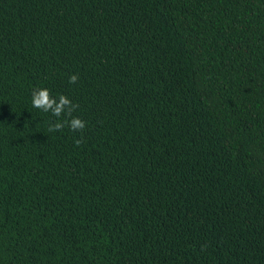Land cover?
<instances>
[{
	"label": "trees",
	"instance_id": "1",
	"mask_svg": "<svg viewBox=\"0 0 264 264\" xmlns=\"http://www.w3.org/2000/svg\"><path fill=\"white\" fill-rule=\"evenodd\" d=\"M0 264H264V0H0Z\"/></svg>",
	"mask_w": 264,
	"mask_h": 264
},
{
	"label": "clouds",
	"instance_id": "2",
	"mask_svg": "<svg viewBox=\"0 0 264 264\" xmlns=\"http://www.w3.org/2000/svg\"><path fill=\"white\" fill-rule=\"evenodd\" d=\"M79 80L78 74H73L69 78V83L76 84ZM32 106L40 109L45 113L50 112L57 117L55 123H51L49 132L61 131L65 126L69 127L73 132H83L86 128V122L73 113L79 108L78 103H73L72 99L66 95L60 94L54 97L47 88L34 89L32 92ZM66 117L64 119H60ZM81 140L75 141L76 145L81 144Z\"/></svg>",
	"mask_w": 264,
	"mask_h": 264
}]
</instances>
